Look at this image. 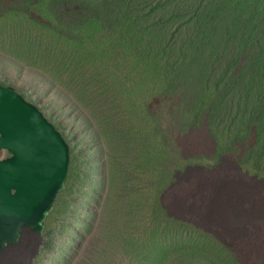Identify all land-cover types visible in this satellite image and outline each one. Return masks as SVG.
Listing matches in <instances>:
<instances>
[{
    "label": "rangeland",
    "instance_id": "374dc122",
    "mask_svg": "<svg viewBox=\"0 0 264 264\" xmlns=\"http://www.w3.org/2000/svg\"><path fill=\"white\" fill-rule=\"evenodd\" d=\"M119 1L0 0V83L70 149L33 264H263L264 0L253 36L233 0Z\"/></svg>",
    "mask_w": 264,
    "mask_h": 264
},
{
    "label": "bare ground",
    "instance_id": "6f19581e",
    "mask_svg": "<svg viewBox=\"0 0 264 264\" xmlns=\"http://www.w3.org/2000/svg\"><path fill=\"white\" fill-rule=\"evenodd\" d=\"M1 152L7 153L0 158L1 264H33L43 244L47 217L65 187L70 149L61 132L36 106L14 88L0 83ZM168 215L180 219L170 210ZM218 216L208 213L203 223L212 225L210 218ZM229 217L220 214L219 218ZM200 228L224 244L222 236L230 234L222 227L215 231ZM245 245L247 250L253 248L249 242ZM21 253L22 258L17 260ZM262 259L264 264V255Z\"/></svg>",
    "mask_w": 264,
    "mask_h": 264
},
{
    "label": "trees",
    "instance_id": "16d2710c",
    "mask_svg": "<svg viewBox=\"0 0 264 264\" xmlns=\"http://www.w3.org/2000/svg\"><path fill=\"white\" fill-rule=\"evenodd\" d=\"M125 1L126 0H120L119 3H125ZM131 1L135 3V2H137L139 0H131ZM244 1L238 0L237 3H235V0L232 1L233 5H234V7H233L234 10L239 9L241 11V13L244 11L241 15L238 14V19L236 18L237 20H239V23H238L239 27L238 28H239V31L242 28V30L245 32V29L243 27V24H244V26L246 28L253 29V30H251L249 32L250 35L253 36L254 33L257 30L255 28L258 27L259 25H261V24H259L260 21H258L256 19L257 18L256 16H262V13L261 12L257 13L255 6L254 7H251V5H248V3L247 2H244ZM247 1H249V0H247ZM223 2L224 1H221V3H223ZM243 2L246 4V6L243 5ZM143 3L144 4L140 8H141V11L144 12L143 13L144 14L143 15L144 17L151 18L153 15L156 14L159 17H158V19H151V21L153 23H154V21H161L162 18H164L165 20L167 19V22H168L167 23V26H168V28H170L171 30L172 29L173 30H177V28L174 27V20L176 19V16H177V10H175L174 5H173V9L171 8V6H169V8L171 9L172 15H170V17L166 18L165 16H161V14H157V10L155 9V7L152 6L153 4H150V1L149 0H143ZM221 3H220V6H221ZM227 3H229V2H227ZM210 5H211V2L208 0V4L202 3V4H200L198 6L200 15L197 16V18H198L197 22H199L201 19L204 21L205 16L208 15V11H209ZM137 22H138V20H137ZM154 24L156 25V23H154ZM231 36H233V35H231ZM233 38H234V36H233ZM249 38H250V36H249ZM240 39L242 40V38H240ZM241 40H240V42H241ZM239 57H240V55H239ZM254 58H256V56Z\"/></svg>",
    "mask_w": 264,
    "mask_h": 264
}]
</instances>
